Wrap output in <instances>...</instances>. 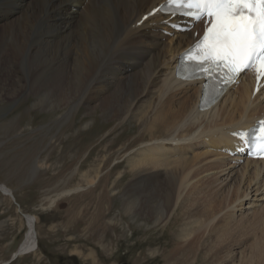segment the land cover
<instances>
[{
	"label": "bare ground",
	"instance_id": "obj_1",
	"mask_svg": "<svg viewBox=\"0 0 264 264\" xmlns=\"http://www.w3.org/2000/svg\"><path fill=\"white\" fill-rule=\"evenodd\" d=\"M162 1L0 0V101L32 96L42 110L73 103L72 109L85 105L90 115L99 109L118 124L134 122L140 131L131 143L139 144L127 155L133 158L123 197L132 213L136 195L158 197L154 225L164 222L191 185L208 181L239 195L232 210L255 211L264 205V161L225 151L233 149L232 132L264 118V89L253 95L245 74L213 108L200 112L201 83L174 74L178 56L202 26L178 34L158 14L142 21ZM82 176L88 188L100 178ZM82 190L48 197V208ZM0 191L14 200L7 185L0 184ZM24 216L26 231L14 259L38 248L36 217Z\"/></svg>",
	"mask_w": 264,
	"mask_h": 264
},
{
	"label": "rangeland",
	"instance_id": "obj_2",
	"mask_svg": "<svg viewBox=\"0 0 264 264\" xmlns=\"http://www.w3.org/2000/svg\"><path fill=\"white\" fill-rule=\"evenodd\" d=\"M35 102L0 101V184L14 194L0 191V264H264V205L234 211L239 195L208 181L191 185L154 225L158 197L136 195L134 213L123 197L140 128L85 105L42 110ZM83 173L99 175L97 184L88 188ZM80 186L48 208V197ZM23 214L36 217L38 248L14 259Z\"/></svg>",
	"mask_w": 264,
	"mask_h": 264
},
{
	"label": "snow or ice",
	"instance_id": "obj_3",
	"mask_svg": "<svg viewBox=\"0 0 264 264\" xmlns=\"http://www.w3.org/2000/svg\"><path fill=\"white\" fill-rule=\"evenodd\" d=\"M167 2L194 20L206 22L203 35L198 36L185 53L186 60L195 66L196 74H208L210 78L215 75L219 83L226 84L235 82L242 73L252 69L256 73V91H259V84L264 80V0ZM163 10L154 9L153 12ZM233 135L244 138L246 134L234 132ZM255 147L264 156V127L260 128Z\"/></svg>",
	"mask_w": 264,
	"mask_h": 264
},
{
	"label": "water",
	"instance_id": "obj_4",
	"mask_svg": "<svg viewBox=\"0 0 264 264\" xmlns=\"http://www.w3.org/2000/svg\"><path fill=\"white\" fill-rule=\"evenodd\" d=\"M123 264H127V263H123Z\"/></svg>",
	"mask_w": 264,
	"mask_h": 264
}]
</instances>
